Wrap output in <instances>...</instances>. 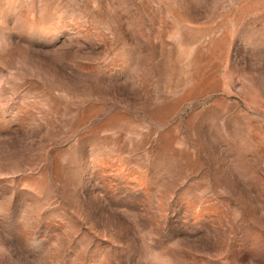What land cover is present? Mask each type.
Listing matches in <instances>:
<instances>
[{"label":"rangeland","instance_id":"374dc122","mask_svg":"<svg viewBox=\"0 0 264 264\" xmlns=\"http://www.w3.org/2000/svg\"><path fill=\"white\" fill-rule=\"evenodd\" d=\"M0 264H264V0H0Z\"/></svg>","mask_w":264,"mask_h":264}]
</instances>
